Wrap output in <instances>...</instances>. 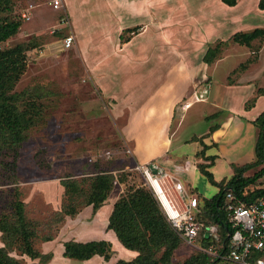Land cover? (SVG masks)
I'll return each mask as SVG.
<instances>
[{
	"label": "rangeland",
	"instance_id": "1",
	"mask_svg": "<svg viewBox=\"0 0 264 264\" xmlns=\"http://www.w3.org/2000/svg\"><path fill=\"white\" fill-rule=\"evenodd\" d=\"M50 1L9 0V7L0 9V21L20 22L17 33L3 43L1 48H12L22 44L26 49L25 71L14 88L19 99L18 110L29 112L30 109L32 113H36L34 115L36 121L25 132L22 143L16 147L17 149L15 148V151L0 148V227L5 228L6 231L3 234L0 232V252L9 264L12 262L15 264L130 262L138 253L125 248L113 230L109 229L110 216L100 219L98 213L101 207L111 200H115L116 203L131 189L143 186L151 193L166 220L167 214H174L180 209L178 193L162 180L151 178V181H147L144 175L134 169V163L129 159V151L123 145L119 128L120 125H124L126 112L116 124L111 112L109 113L111 107L109 100L104 98L95 86L94 80L87 74L86 62L76 52L75 45L67 52L54 50V43L61 39L66 30H63L62 35L52 33L63 11H53L48 6ZM214 1L218 5L221 0ZM64 2L68 5L70 19L75 21L73 16L77 10H80V0H64ZM165 2V6L160 8V11L166 22L160 26L159 32L164 36L167 48H181V54L177 55L179 57H174L178 59L175 61L176 64L170 67L171 70L166 75V84L174 86L178 92L183 89L185 94L175 106L176 116L172 128L187 111L189 112L185 115V121L190 122L195 119L194 114L199 110L210 109V103L204 102L213 99L217 92L218 95L220 93V100L217 101L220 108H215L216 115L210 116L207 120L211 121V125L231 123L230 128L232 127L233 133L229 137L227 135L225 145L217 144V147L207 151V155L219 157L216 166L210 171L213 181L217 183L229 176L228 163L244 164L254 159L253 148L257 129L249 119L259 107L261 108V105L257 106L253 111L255 103L252 102L256 101L258 90L264 88V52L260 60V50L264 42L255 40L253 44L251 43L250 51L254 52L250 56L252 62L245 68H239L238 65L245 61L246 48L233 45L231 38L225 39L228 31L225 23L221 25L216 35L211 34L212 36L204 31V27L209 26L212 21L225 20L230 16L238 15L241 11L247 24H252L253 28H264V11L258 9V3L255 4L254 0L240 3L235 11H226L217 5L196 6L198 3H195V0H165ZM100 4H102L101 0L82 3L83 8L90 10V15L93 16H88L90 25L95 28L96 22L93 20L96 11L97 20L102 19L99 24L102 23L104 28L108 24V29H113L114 23L108 22L109 17L100 16ZM94 5L98 7L94 9ZM26 9H29L30 20L23 22L20 14ZM154 12L150 10L151 14H149L147 10L144 11L149 32L146 31L148 36L143 38L147 40H150L149 36L156 26L153 22ZM195 18L200 21L198 26L204 37L207 38V35L211 37L205 40L199 39L198 42L192 36L197 31L193 24ZM125 23L123 19L112 32V35L119 34L118 43L121 46L132 38V33L137 34L145 27V23H134L132 27L126 28ZM84 27H87L85 23ZM190 29L193 34H190L191 37L188 39L186 36ZM89 33L94 31L89 30ZM218 44L223 49L232 46L228 49L229 53L224 55L222 63L214 67V71L209 70L211 79L209 80L208 77L198 81L195 77L194 81H189V76L193 77L197 74L195 76L199 77L204 73L206 66L202 63V56L206 48H214ZM189 45L193 47V52H198L186 51ZM168 57L170 56L167 55L166 58ZM168 62L167 60L166 66ZM241 74L244 77L240 80L243 82L246 79L251 80L256 87L255 90L259 87L253 97H250L252 87L244 90L231 86L237 84ZM107 76L104 78L105 82L109 80ZM221 85L224 86L223 91ZM215 99L217 100V97ZM186 102L190 103L187 109L183 106ZM251 105L252 107H248ZM237 127L241 128L234 131ZM183 151L185 155L193 156L190 148ZM192 160V158L184 159V165H189L191 168ZM261 168V166L253 168L244 176L250 177ZM191 171L192 169L189 173ZM99 172L109 173L113 177L109 189L104 193L103 202L94 206L92 203L86 204L82 198H76L75 213L69 214L64 182L67 179L87 180ZM192 184L196 195L204 201L210 200L218 192V186L200 174L199 166L194 172ZM257 184L264 187V177L259 179ZM86 186V183L83 184V187ZM182 196L186 201L190 198L184 184ZM16 198L22 202L25 226L30 233L31 245L36 256L27 255L18 239V226L15 224L12 209ZM109 232L112 238L108 236ZM90 242L96 243L98 249L85 257L75 258L65 253V247L69 243ZM163 250L164 248L154 247L150 250L157 264H185L197 256L198 252L181 238L178 247L165 263L159 261Z\"/></svg>",
	"mask_w": 264,
	"mask_h": 264
},
{
	"label": "crops",
	"instance_id": "2",
	"mask_svg": "<svg viewBox=\"0 0 264 264\" xmlns=\"http://www.w3.org/2000/svg\"><path fill=\"white\" fill-rule=\"evenodd\" d=\"M86 1L88 2L90 0H80V10H77L76 14L73 16L75 21L70 19L67 8L68 5L63 0L64 10L69 16L74 32L76 52L80 58L86 62L88 67L87 74L94 80L95 86L101 91L104 98L109 100L111 106L109 113L111 112L110 114L113 116L116 124L118 120L121 119L124 112H126L124 125H120L119 128L121 129L120 135L123 145L125 149L129 151V159L133 161L134 168L137 165L150 164L156 166V171L158 173L167 174L169 178L177 182L182 189L184 184L190 195V199L193 197L196 201L197 195L192 184L194 172L198 170V166H208L210 161H207L206 158L214 156L215 159L213 163L210 167L206 168L208 172L212 171L219 157L207 155V151L217 147V144L225 145V138L227 135L229 137V135L231 136L233 133V131H231L232 127L230 128L231 123L227 125H211V121L207 120L210 116L215 115V108H220L217 102L220 100V93L218 95L217 92V95L213 97V99L204 102L205 104L210 103V109L208 108L207 111L199 110L194 114L196 116L194 117L195 119L190 122L185 121V115L189 112L187 111L184 115H181L176 122V126L172 128L176 116L174 113L175 106L185 97V94H183V89L181 92H178L174 86L166 84V75L171 70L170 67L178 60L174 57L181 54V48H167L165 38L159 32V30H161L160 26L164 25V22H166L163 18L162 11H160V8L165 6V0H101L100 16L109 17L108 22L114 23L113 29H108V24L105 28L102 26V23L99 24V21H102V19L97 20L98 16L96 11H94L95 20H93L96 22V29L90 25V19H88V16H92L90 15V10H86L85 7L83 8L82 6V3ZM195 1V3H198L196 6L201 7L217 5L214 0ZM245 1L246 0H239L234 7L223 5L220 1L217 6L223 7L226 11H235L240 6V3ZM258 1L259 0H254V3L257 4ZM94 6V9L98 7L97 5ZM91 9L93 8L91 7ZM146 10L149 14H151L150 10L155 11L153 22L156 23V26L149 36L150 40L143 38L144 36H148L147 32H149L148 24L145 22L144 11ZM240 12L241 11H239L238 15L236 14L225 18V20L220 19L215 22L212 21L213 24L210 23L209 26H205L204 31L209 33V35H216L221 25L225 23V28L228 29L225 39H229L237 32H249L255 29L252 24H247L246 18ZM123 19H125L126 28L132 27L134 23H145V27L137 32V34H133L132 38L121 46L118 43L119 34L112 35V32L116 29L115 26H119V22H122ZM194 21L193 24L197 31H195V35L192 36L197 39L198 42L199 39L205 40L212 36L207 35L208 37L205 38V35L200 32L198 26L200 21L198 18H195ZM84 23L87 27H84ZM89 30L94 31V33L88 34ZM190 34H193L192 29L189 30V34L186 36L188 39L191 37ZM88 38L92 39L88 40ZM254 42L255 41H253L252 44ZM108 43H112L113 45L110 46ZM54 44V50L58 51V40ZM231 46L226 48L227 51L226 49H222L221 57L214 60L211 64H205L206 69L199 77L195 76L197 74H194L193 77L189 76V81H192L195 77L198 81L199 79L203 80V78L205 79L208 77L210 80L211 74L209 70L214 71V67L222 63L224 55L229 53L228 49ZM245 48L246 61L253 52L250 51V48ZM195 49L197 48L195 47ZM186 51L192 53L198 52H193V47L191 45L186 48ZM172 52L176 54L171 56L173 54ZM263 52L264 45L260 50V60ZM167 55L170 57L166 58ZM178 57L179 56H177V58ZM167 60L169 62L166 66ZM106 76L109 80L105 82L104 78ZM242 77H244L243 74L240 75L237 84L231 86L244 90L248 88L251 89L252 87V95H250V97H253L259 87L255 90L256 87L251 83V80L246 79L243 82L240 80ZM223 84L225 85L224 81ZM220 88L222 91L224 90L223 85H221ZM216 97L217 100L215 99ZM263 104L264 96H258L252 109L254 111V109L260 105L261 108L259 107L258 111L250 117L249 122L251 124L264 110ZM200 125L202 126L199 128ZM240 128L241 127H237L234 131ZM187 148H190L193 156L189 157V155L184 154L185 152L183 150ZM204 148L205 151L201 153ZM191 158L193 159V164L190 168L189 165H184V159L190 160ZM253 160L244 164L228 163L230 168L229 176L226 179L223 178L220 182L229 179L233 175L232 165L242 166ZM191 169L192 171L189 173ZM200 174H202L201 171ZM220 182H217V184ZM113 197L116 198L115 196ZM114 203L115 200H111L101 207L98 213L100 219L104 216H110ZM108 236L112 238L110 232Z\"/></svg>",
	"mask_w": 264,
	"mask_h": 264
},
{
	"label": "trees",
	"instance_id": "3",
	"mask_svg": "<svg viewBox=\"0 0 264 264\" xmlns=\"http://www.w3.org/2000/svg\"><path fill=\"white\" fill-rule=\"evenodd\" d=\"M238 0H221L222 4L228 7H234ZM9 7V0H0V9ZM257 7L264 11V0H259ZM20 27V22L14 20L0 21V148H6L15 151L24 139L25 132L34 124L36 118L29 109L19 111L17 107L18 95L14 88L20 77L25 71L26 56L25 46L17 44L12 48H1L9 38L13 37ZM134 34V33H132ZM255 40L264 42V28H255L249 32H237L232 35L230 41L239 46L251 47ZM220 44V43H219ZM214 48L207 47L202 56L203 64H211L218 59L222 53L220 45ZM226 47V46H225ZM254 53V52H253ZM252 62L251 57L239 68H245ZM257 96H264V88L259 89ZM255 103V100L252 102ZM248 107H252L248 106ZM246 106V110H248ZM216 115V114H215ZM257 129V136L254 145V161L242 166L232 165L233 175L220 183L213 181V176L206 168L210 167L214 161L213 157L206 158L210 161L208 166H199L201 173L212 183L218 186V192L210 200H201L197 196V219L202 224L197 241L202 246H208L214 242L204 237L207 227L215 226L226 241V233L233 232L228 224L226 213L220 212V208L225 200L227 192L232 191L235 197V203L250 204L264 195V187L259 186L257 181L264 177V110L252 122ZM16 148V149H15ZM205 148L201 151L204 152ZM261 166L262 168L250 177L244 174L253 168ZM113 177L106 172L94 174L87 180L67 179L64 182L65 193L67 196V211L69 214L75 213L74 202L76 198L84 200L86 204L92 203L94 206L103 202L105 192L109 189ZM86 183V188L83 184ZM12 209L17 224L19 241L22 250L30 256H36L30 241V233L27 231L22 202L16 198L12 204ZM109 229H112L120 243L127 249L138 253L135 259L130 262H120L119 264H157L150 250L152 247L163 249L162 257L159 261L165 263L168 261L173 251L179 245V236L171 228L160 212L151 193L143 186L131 189L124 196L120 197L114 204L113 211L109 218ZM0 232L5 233V228L0 227ZM96 243L86 244L69 243L65 247V253L75 258H81L89 255L98 248ZM264 256V252L256 253L255 257ZM0 264H9L0 252ZM12 264H15L12 262ZM185 264H216L206 254L197 252V256L191 258Z\"/></svg>",
	"mask_w": 264,
	"mask_h": 264
},
{
	"label": "built area",
	"instance_id": "4",
	"mask_svg": "<svg viewBox=\"0 0 264 264\" xmlns=\"http://www.w3.org/2000/svg\"><path fill=\"white\" fill-rule=\"evenodd\" d=\"M48 6L55 12L63 11L57 20L52 33H61L66 30L58 40L57 50L67 52L75 45V36L69 16L65 13L63 0H51ZM23 22L30 20L29 9L20 14ZM187 109L190 103H184ZM140 172L147 181L151 178L162 180L178 193L180 209L174 214H167L166 221L175 233L193 247L196 251L208 255L216 264H264V256L255 257L256 253L264 252V195L250 204L235 203L232 191L225 195V200L220 212L226 213L228 224L233 232L226 233V241L221 238L215 226L207 227L204 237L213 241V244L202 246L197 238L202 230V224L197 219V198L185 200L182 196L183 189L165 173H158L154 165H137L134 168Z\"/></svg>",
	"mask_w": 264,
	"mask_h": 264
},
{
	"label": "bare ground",
	"instance_id": "5",
	"mask_svg": "<svg viewBox=\"0 0 264 264\" xmlns=\"http://www.w3.org/2000/svg\"><path fill=\"white\" fill-rule=\"evenodd\" d=\"M164 200V199H163Z\"/></svg>",
	"mask_w": 264,
	"mask_h": 264
}]
</instances>
